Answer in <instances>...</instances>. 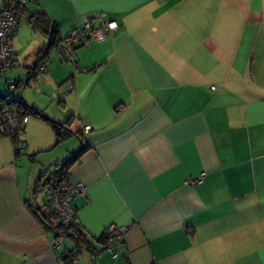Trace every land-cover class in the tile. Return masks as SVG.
Returning a JSON list of instances; mask_svg holds the SVG:
<instances>
[{"label": "crops", "instance_id": "1", "mask_svg": "<svg viewBox=\"0 0 264 264\" xmlns=\"http://www.w3.org/2000/svg\"><path fill=\"white\" fill-rule=\"evenodd\" d=\"M39 10L61 36L96 14L120 29L78 48L74 64L52 54L27 91L51 43L27 20ZM18 11L14 96L56 122L75 117L89 147L70 171L87 188L75 207L91 241L74 264H264V0H32ZM19 141L17 156L0 135V264H62L74 243L55 250L29 204L47 209L38 179L80 141L56 146L33 117ZM112 224L128 228L116 258L97 241Z\"/></svg>", "mask_w": 264, "mask_h": 264}, {"label": "built area", "instance_id": "2", "mask_svg": "<svg viewBox=\"0 0 264 264\" xmlns=\"http://www.w3.org/2000/svg\"><path fill=\"white\" fill-rule=\"evenodd\" d=\"M32 0H5V7L0 9V75L17 69L20 64L16 57L12 40L20 31L21 21L17 14V8L25 6ZM163 3L166 0H157ZM120 29V24L116 19L107 17L103 14L87 16L83 19L80 27L61 36L59 43L52 54L59 56L61 63L74 64V54L78 48L91 47L93 44H99L108 38H113ZM47 64L42 63L37 70L30 72L33 85H39L40 78L46 73ZM8 91L0 92V135L15 138V153L20 155L26 151V144L21 143L20 137L26 131L29 117L23 115L17 106L13 103L16 90L14 82L8 83ZM69 90L62 94L65 98ZM86 128V132L90 131ZM205 174L198 177L187 176L185 184L195 186L203 182ZM86 186L78 181H73L70 176L61 175L48 183L45 188V194L55 216L59 219L62 226L79 227L85 233L79 223L75 199L86 195ZM108 237L107 251L113 258L118 256L116 245H122L128 233L127 227L109 225L106 230ZM61 241L53 245L54 249L61 246Z\"/></svg>", "mask_w": 264, "mask_h": 264}, {"label": "trees", "instance_id": "3", "mask_svg": "<svg viewBox=\"0 0 264 264\" xmlns=\"http://www.w3.org/2000/svg\"><path fill=\"white\" fill-rule=\"evenodd\" d=\"M18 9L19 8H17L16 12L18 16H20V12L18 11ZM27 20L36 31L41 32L42 34L49 37L51 40L50 45L47 46L41 53L43 56L39 59L35 67V70H37L42 63L46 62L47 59L50 58L53 53V50L60 41L61 35L57 34L56 23H54L51 18L47 15V13L43 10L30 13L28 15ZM28 76V81L24 83V85L26 84V86L29 85V80L31 81V75L29 74ZM9 82L11 81H8V83ZM14 83L16 88H23V85H21L22 83H20L19 81H15ZM13 103L17 106V108L23 115L28 116L29 118L33 117L48 123L55 134L56 146L63 142H66L72 137H76L81 144L78 151L71 153L67 159L58 163L55 166V171L51 177L43 175L39 177L37 186L34 190V195L38 196L39 194L45 193V188L50 181L59 178L61 175H66L69 177L72 167L81 158V156L85 152H87V150H89V147L86 144L83 136L81 135V132H74L71 129V125L72 122L75 120V117L71 116L67 121L60 123L52 120L49 116L46 115L44 111L38 109L37 107L29 105L23 98L20 99L18 96H14ZM12 139L15 140L14 137ZM29 208L31 212L37 216L44 229L54 235V244L61 240H71L74 243L75 246L72 250H65V252L59 254L60 261L62 264H74L76 262L75 257L77 254L76 250L78 248L87 247V249L90 250V247L87 245H90L91 241L86 237L85 233H83L79 227L66 228L62 226L59 219L51 210L49 202L45 205V208L47 209L43 212L38 211L36 208H34L32 204H29ZM97 241L103 242L104 250H107L108 237L106 235V232H104V235L101 238L97 239Z\"/></svg>", "mask_w": 264, "mask_h": 264}, {"label": "rangeland", "instance_id": "4", "mask_svg": "<svg viewBox=\"0 0 264 264\" xmlns=\"http://www.w3.org/2000/svg\"><path fill=\"white\" fill-rule=\"evenodd\" d=\"M52 56H55V57H57L58 58V60H59V62H60V64H61V60H60V58H59V56L58 55H56V54H53ZM18 70V69H17ZM16 70V71H17ZM13 72H15V71H13ZM13 72H7V73H3L1 76H3V79H0V92L1 91H8V89H9V87H8V81L6 80V76H9L10 75V73H13ZM36 85H32V87H30V88H28V90L27 91H30V90H34L36 87H35ZM32 88V89H31ZM64 93V92H63ZM62 93V94H63ZM69 143H77V144H79V140L77 139V138H71V139H69V140H67ZM66 141V142H67ZM45 199V196H44V194L42 193V194H39V202L40 203H42V201ZM66 243L68 244L69 242L68 241H66ZM81 254H83V255H87V253L84 251L83 253H81ZM82 256V255H81Z\"/></svg>", "mask_w": 264, "mask_h": 264}]
</instances>
